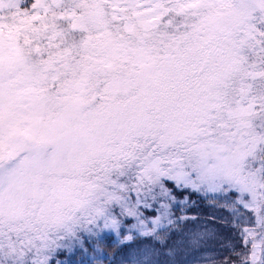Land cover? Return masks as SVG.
Returning <instances> with one entry per match:
<instances>
[{
	"label": "trees",
	"instance_id": "16d2710c",
	"mask_svg": "<svg viewBox=\"0 0 264 264\" xmlns=\"http://www.w3.org/2000/svg\"><path fill=\"white\" fill-rule=\"evenodd\" d=\"M134 1L137 2L134 7L123 2L122 12L125 14L126 10L132 9L130 16L134 20L138 11L143 17L147 15L145 11L141 12L142 0ZM39 2L44 5L42 0H16V26L30 24V19L44 15L46 9L40 8ZM213 2L217 10L227 3ZM148 3L153 7L159 4V0H149ZM169 3L171 10L180 11L182 6L195 9L201 2ZM6 9L9 7L0 11ZM75 13L74 20L79 17V13ZM85 15L86 22L96 29L97 34L84 41L78 34L76 42L72 38L66 40L67 49L73 44L77 46L70 55L82 54L75 59L79 66L77 69L65 66L61 74L63 82H53L51 87L58 86L64 91L66 86L77 83L83 76L93 78L105 70L108 58L121 56L127 48L134 58L139 54L144 56L145 50L153 47L157 55L144 74H133L124 68L109 69V77L99 89L110 98L106 103L98 104L83 99L77 110V123L81 119L91 123L98 116L103 117L107 106H114L118 112L128 104L145 105L147 113L158 111L159 116L144 112L147 135L133 138L134 142H129L125 148L116 147L114 151H118H112L108 157H97L81 172L69 174L67 178L74 181L80 178L86 184L91 179L112 174L129 177L130 184L135 187L143 183V188L150 186L146 182L148 179L160 178L170 194L163 192L164 198L160 201L157 193L153 198L141 196L143 199L147 197V202L137 207L129 205L123 209L115 206L119 211L117 215L109 214L104 206L91 204L84 196L70 195L62 206L67 212L64 223L52 217L49 228L43 223L21 227L17 236L19 245L24 242L23 234L30 244L38 241L45 245L44 249L36 246L39 252L34 253L36 258L31 264H91V254L101 251L105 254L112 251L124 253L134 246L154 243L157 240L153 236L160 231L170 232L169 240L174 241L191 226L194 236L197 228L211 231L195 249L196 253L208 255L192 264H264V188L262 171L258 169L264 139L257 134L258 123L241 127L239 116L234 114L242 103L245 106V101H250L254 112H261L264 119V68H260V72L253 68V54L264 50V40L257 43L251 39L241 43L237 24L224 26L221 22L211 21L208 13H194L186 26L177 24V35L162 36L152 31L144 39H139V44L132 45L127 39L111 38L113 35L108 32L110 25L103 11L88 8ZM168 15L164 11L160 17L167 20ZM114 16L124 23L127 21L126 16H117L116 13ZM135 30L134 26L132 32ZM23 34L27 36V33ZM81 66L83 69L91 66L92 71L83 75L79 69ZM161 80L169 84L165 88L161 84L158 88L155 82ZM255 81L259 82L257 88L251 85ZM91 91L88 84L78 85L71 91L72 98H85ZM187 97L191 100H186ZM194 105L203 106L196 109ZM222 115L225 116L223 120ZM217 136L227 142L226 148L220 151L213 148ZM50 174L45 175L44 180ZM65 180H59V183ZM224 189L237 201L242 212L255 215L260 221L255 223L252 218L250 223L238 225L230 207L218 204L212 198ZM130 194L135 196L133 191ZM26 200L27 205L33 206L40 214L45 197ZM52 205H58V198Z\"/></svg>",
	"mask_w": 264,
	"mask_h": 264
},
{
	"label": "rangeland",
	"instance_id": "374dc122",
	"mask_svg": "<svg viewBox=\"0 0 264 264\" xmlns=\"http://www.w3.org/2000/svg\"><path fill=\"white\" fill-rule=\"evenodd\" d=\"M42 1L44 5L39 2L38 6L46 9L45 13L43 11L44 15L30 19V24L27 22L30 26L27 27V23L16 26V0H0V10L9 7L0 11V264H31L36 258L34 253L39 252L36 246L44 249L45 245L38 241L34 245L30 244L24 234V242L20 241L19 245L17 236L22 231L21 227L43 223V226L49 228V220L52 217L64 223L67 212L62 206L70 195L79 198L84 196L91 204L104 206L109 214L117 215L119 211L115 206L123 209L129 205L137 207L147 202V197L143 199L141 196L149 195L153 198L157 193L160 201V198H164L163 192L170 194L160 178L148 179L146 182L150 186L147 188H143L141 181L138 183L142 184L135 187L130 184L129 177L122 178L112 174L91 179L86 184H83L80 178L77 181L71 177L67 178L69 174L81 172L97 157H108L116 147L125 148L129 142H134L133 138L147 135V126L143 119V113L147 110L145 105L128 104L118 112L114 106H107L103 112L104 116H98L91 120V123L80 118L77 123L76 115L83 99L91 104L108 101L110 95L99 88L108 79L109 69L124 68L133 74H144L150 69L151 60L157 55L153 47L146 49L144 56L139 54L134 58L127 48L121 56L108 58L105 70L96 73L93 78L83 76L77 83L66 86L64 91L58 86L51 87L53 82H63L61 74L65 66L76 69L79 66L75 59L82 54L70 55L77 46L73 44L67 49L66 40L72 38L73 42H76L78 34L84 41L93 39L97 34L96 29L86 22V9L103 11L104 18L110 25L108 32L113 35H110L111 38L122 41L127 39L132 45L139 44V39H144V36L152 31L162 36L177 35V24L186 26L194 13H208L211 21L221 22L224 26L237 24L240 26L237 35L241 38V43L251 39L257 43L264 40V0H217L227 2L218 10L213 2L215 0H207L210 3L200 0L197 8L182 6L180 11L171 10L169 2L184 0H159V4L153 7L149 5V0H142L141 12L145 11L147 15L143 17L138 11L136 16L133 14L137 17L135 20L130 16L132 9L126 10L125 14L122 12V3L134 7L137 3L134 0H114L115 5L112 0H47V3L46 0ZM164 11L169 14L167 20L160 17ZM75 12L79 13V17L74 20ZM115 13L117 16H126V23L114 16ZM133 25L136 34L132 32ZM23 33H27V36ZM37 37L40 40L35 39ZM253 57V68L260 72V68H264V50L257 51ZM91 68L88 66L83 69L81 66L79 69L86 75L92 71ZM155 83L158 88L161 84L162 88L169 84L163 80ZM85 84L92 88L90 94L85 98H72L71 91L77 89L78 85ZM258 84L259 82L255 81L251 85L257 88ZM186 100L191 99L187 97ZM245 104L248 109L242 103L238 111L234 112L239 116L240 126L258 123L257 134L264 139V119L261 112L255 113L250 101H245ZM194 106L198 109L203 105ZM147 115L157 117L159 112L154 111ZM220 117L223 120L225 116ZM84 124L86 125L83 128ZM216 140L213 146L216 151L226 148L227 142L223 138L217 136ZM262 149L264 150V145ZM259 156L258 169L262 171L264 188V151ZM49 173L51 174L48 179L44 180V176ZM62 179L66 180L59 183ZM158 186L161 189H155ZM236 187L242 190L240 186ZM131 191L134 192V197L131 196ZM32 197H45L40 214L33 206L27 205L26 199ZM56 198L58 205L54 207L52 203ZM212 198L216 203L230 207L234 212L233 219L238 225L248 224L252 218L255 223L260 221L255 215L250 216L242 212L237 206V201L225 189ZM91 209L96 211L95 208ZM35 215L38 217L34 219ZM210 232L204 227L197 228V235L194 236L191 226L174 241H170V232L160 231L153 236L157 240L154 243L140 244L124 253L112 251L105 254L101 251L91 254V264H108L110 261L111 264H192L208 255L196 253L195 249L196 244Z\"/></svg>",
	"mask_w": 264,
	"mask_h": 264
}]
</instances>
